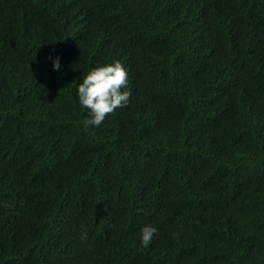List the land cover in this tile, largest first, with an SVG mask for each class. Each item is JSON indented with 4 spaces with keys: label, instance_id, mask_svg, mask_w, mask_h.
Masks as SVG:
<instances>
[{
    "label": "trees",
    "instance_id": "trees-1",
    "mask_svg": "<svg viewBox=\"0 0 264 264\" xmlns=\"http://www.w3.org/2000/svg\"><path fill=\"white\" fill-rule=\"evenodd\" d=\"M0 264H264V0H0Z\"/></svg>",
    "mask_w": 264,
    "mask_h": 264
},
{
    "label": "clouds",
    "instance_id": "clouds-1",
    "mask_svg": "<svg viewBox=\"0 0 264 264\" xmlns=\"http://www.w3.org/2000/svg\"><path fill=\"white\" fill-rule=\"evenodd\" d=\"M59 69L58 60L53 64ZM127 87V70L119 61L92 68L77 84L76 95L79 104L88 110L83 121L85 127L99 126L115 109L127 105L130 92L121 91ZM157 229L146 225L140 230V244L148 247ZM86 236V233H85Z\"/></svg>",
    "mask_w": 264,
    "mask_h": 264
}]
</instances>
